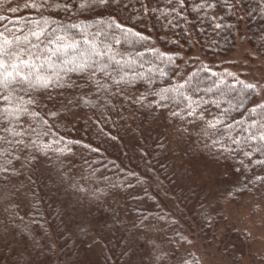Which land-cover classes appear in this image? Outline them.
I'll return each mask as SVG.
<instances>
[{
  "label": "trees",
  "instance_id": "obj_1",
  "mask_svg": "<svg viewBox=\"0 0 264 264\" xmlns=\"http://www.w3.org/2000/svg\"><path fill=\"white\" fill-rule=\"evenodd\" d=\"M23 2L0 0V16L17 19L33 14L7 10L9 3L15 7ZM55 2L62 5L71 0ZM212 2L217 7L211 15L222 25L217 30L190 10L192 0H185L183 15L187 16V23L180 17L165 19L160 13L145 14L138 0H121L118 5L77 12L75 16L57 15L53 8L50 15L65 23L92 25L115 14L118 22L148 37L149 42L143 46L135 42L133 47H114L125 53V58L131 54L140 59L136 52L145 53L144 68L137 64V71L148 73L150 67L160 65L169 72L171 80H157L154 88L184 83L198 73L191 86L212 87L215 92L213 82H218V78L203 68L222 74L228 84L235 83L233 77L226 75L231 72L228 62L220 63L218 59L230 56L240 37L264 61V5L259 0ZM144 3L162 6V0ZM97 39L102 46L111 41V36ZM130 39L136 40L134 36ZM153 48L176 59L162 65L149 51ZM245 77L239 78L254 83ZM72 79L78 84L86 83L75 74ZM146 87L141 80L131 91L138 95ZM221 88L227 95L216 93L213 98L225 106L232 99L234 105L239 99L237 93L229 92L225 85ZM83 93L96 107L79 100L67 103L65 97L79 96V88L66 90L63 96L57 91L55 103L49 105L59 111L57 117L48 118L53 131L62 138L59 147L71 142V152H50L38 164L21 169V174L9 176L7 183L0 173V264H28L30 259L32 264H180L182 259L192 261L193 257L201 264L188 231L198 227L196 220L202 211L211 209H215L212 215L216 218V234L225 230L231 235L228 252L234 247L241 249L242 240L236 239L237 230L231 228L226 208L246 206L250 199L263 197L264 183L252 181L256 175H264V169L237 151L221 152L212 145L215 137L203 134L200 123L172 118L166 109L132 105L126 99L104 93L97 95L90 84ZM204 95L206 99L211 96ZM258 102L256 97H249L244 106ZM209 112L216 114L217 110L210 105ZM232 115L240 118L238 112ZM257 158L260 157L254 156L253 160ZM245 185L248 190L238 192ZM17 189L22 194L18 195ZM225 189L234 195H225ZM199 230L206 241L210 232ZM180 236L185 239L180 240ZM96 246L101 247L102 253L92 261L90 254Z\"/></svg>",
  "mask_w": 264,
  "mask_h": 264
},
{
  "label": "snow or ice",
  "instance_id": "obj_2",
  "mask_svg": "<svg viewBox=\"0 0 264 264\" xmlns=\"http://www.w3.org/2000/svg\"><path fill=\"white\" fill-rule=\"evenodd\" d=\"M138 2L140 10L145 14L160 13L165 19L169 16L172 19L180 17L188 22L187 16L183 15L185 0H162L160 7H151L144 0ZM259 2L264 5V0ZM120 3L121 0H71L61 5L55 0H24L15 7L9 3L7 10L13 14L21 10L33 14L19 16L17 19L0 16V173L4 174V182L7 183L9 176L21 174V169L38 164L50 152L64 154L72 151L68 146L71 142H64V147H59L62 138L53 131V125L49 124L48 119L57 117L59 111L53 110L49 105L55 103L57 91L63 96L66 90L79 88L81 94L71 99L65 97L67 103L73 104L79 100L82 104L96 107L83 93L89 84L94 87L97 95L104 93L126 99L132 105L166 109L172 118L188 121L190 124L200 123L203 125V134L214 136L212 145L218 146L221 152L231 154L237 151L249 162L264 169V96H261L264 84L247 83L231 72L226 75L233 77L235 83L228 84L222 74L204 67L205 72L218 78V82H213L215 92L212 87L201 89L199 85L191 86L192 78L198 73H193L184 83H169V86L154 88L157 80L161 83L165 78L171 80L166 68L157 65L155 69L150 67L148 73L137 71V64L141 69L144 68L142 58L145 53L136 52V57L140 59L131 54L125 58V53L114 47L122 44L133 47L135 42L143 46L149 42L148 37L126 28L116 20L115 14L107 21H94L92 25L65 23L50 15L53 8L57 15L65 13L75 16L77 12H92L96 8ZM216 7L212 0H200L199 3L192 0L190 4V10L198 14L197 18L214 30L222 27L221 23L216 22L217 18L211 15V10ZM169 23L176 27L171 20ZM105 35H110L111 41L103 42L101 46L97 38ZM133 36L135 41L130 39ZM149 51L160 59L162 65L171 64L176 59L154 48ZM153 72L155 75H152ZM73 74L83 78L86 83L78 84L72 79ZM176 75L179 76V73L176 72ZM141 80L146 82L147 87L137 95L131 90L136 89ZM221 85H225L229 92L237 93L239 99L234 105L232 99H228L225 106L213 98L216 93L227 95ZM202 93L211 96L206 99ZM150 97L156 99H149ZM249 97H256L260 102L251 107L244 106V100ZM210 105L215 107L216 114L209 112ZM236 112L240 113L239 119L232 115ZM254 156L260 158L253 160ZM193 171H197L195 167ZM208 179L211 180V176ZM257 181L264 183V175H256L252 182ZM215 183L219 184L220 181ZM247 190L245 185L238 192ZM224 193L234 195L229 189H225ZM17 194H22L19 189ZM211 196L210 192L209 199ZM12 202L15 203L14 200ZM214 211L215 209L202 211L197 217L196 224L202 231L211 232L216 226V218L212 215ZM82 231L86 232V229L82 228ZM179 239L185 238L180 236ZM187 242L192 243L191 240ZM28 264H32L31 259ZM180 264L199 262L193 257L192 261L182 259Z\"/></svg>",
  "mask_w": 264,
  "mask_h": 264
},
{
  "label": "rangeland",
  "instance_id": "obj_3",
  "mask_svg": "<svg viewBox=\"0 0 264 264\" xmlns=\"http://www.w3.org/2000/svg\"><path fill=\"white\" fill-rule=\"evenodd\" d=\"M218 62H228L227 69L235 76L246 75L245 78L251 82L264 84V61L242 37L231 55L220 57ZM261 96H264V91ZM226 209L231 228L237 230L236 239L242 240L239 244L241 249L234 247L228 252L231 238L229 232L222 230L216 234L213 228L205 241V234L195 226L188 233L192 236V249L201 264H264V195L250 199L246 206L229 205ZM101 253V247L96 246L90 254L92 261L97 260Z\"/></svg>",
  "mask_w": 264,
  "mask_h": 264
}]
</instances>
